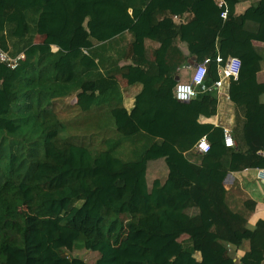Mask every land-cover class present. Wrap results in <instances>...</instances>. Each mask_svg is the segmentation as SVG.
I'll list each match as a JSON object with an SVG mask.
<instances>
[{"label": "trees", "instance_id": "trees-1", "mask_svg": "<svg viewBox=\"0 0 264 264\" xmlns=\"http://www.w3.org/2000/svg\"><path fill=\"white\" fill-rule=\"evenodd\" d=\"M239 1L224 0L222 18L218 0H0V49L24 54L15 69L0 63V264H85L69 255L78 242L97 253L92 264H264V219L247 231L223 187L229 172L264 170V0L236 15ZM79 29L86 37L71 48ZM125 33L117 60L99 55ZM145 38L160 44L149 58ZM191 57L209 60L207 84L218 79L217 57L240 61L229 80L242 116L233 147L220 126L201 122L216 114L214 94L175 99ZM121 58L132 65L118 67ZM117 77L141 84L129 112L116 101ZM72 93L66 124L52 104ZM101 105L111 107L105 136L95 121L82 133L79 116ZM201 137L208 152L187 158ZM159 160L167 177L149 182ZM243 239L249 250L235 261Z\"/></svg>", "mask_w": 264, "mask_h": 264}, {"label": "crops", "instance_id": "crops-1", "mask_svg": "<svg viewBox=\"0 0 264 264\" xmlns=\"http://www.w3.org/2000/svg\"><path fill=\"white\" fill-rule=\"evenodd\" d=\"M257 0H240L235 6V14L239 15L243 13L250 5L256 3ZM221 35L226 36L227 31H222ZM86 37L85 32L82 30L80 33L76 32L75 36L71 42V48H77L84 41ZM44 40L43 36H36L34 38V43L39 44ZM131 40V35L125 33L122 38L116 40V48H108L106 51H99L101 57H107L109 59L117 60L119 50L121 45L124 46ZM177 46L182 47V43L177 42ZM144 47L146 49L147 57L149 58L153 50L160 47V44L151 39H144ZM98 56V55H97ZM191 57L187 62L192 60ZM197 63V62H196ZM118 67H124L132 65L129 59L121 58L117 63ZM195 66L185 67L182 66L177 71L178 81L187 82L189 81L190 75L192 74ZM189 68V70H186ZM118 92L116 93V101L129 112L134 106L135 96L141 89L140 83L128 84L126 80L122 77H117ZM256 82L258 84H264V67L256 73ZM222 94L215 95L217 100L216 114L212 117L202 119L201 122L209 123L213 125L215 122L220 127H226L231 130V134L234 128H238L239 123H241V112L236 107L230 96V84L229 81H225L222 87ZM235 96V94H233ZM258 101L260 104H264V93L259 95ZM77 103L76 93H72L70 96L63 98L62 100H57L53 102V110L55 111L59 120H63L66 124L71 123V108ZM116 102H113V107ZM108 105H101L94 107L91 111L82 113L80 131L86 133V125L93 123L95 121V126L93 129L97 130L99 136H105L104 122L110 120V109ZM74 121V120H73ZM65 124V125H66ZM214 126V125H213ZM161 139H155V144L160 145ZM197 154H192L191 158L195 159ZM196 162L197 159L195 160ZM170 169V177L174 180L179 178V175ZM167 168L163 160L151 162L148 166L147 177L151 182L156 179H160L161 182L165 181L167 177ZM263 168H249L239 172H229L227 173L225 179L223 180V187L225 189V201L229 208L239 211L246 216L245 229L247 231H252L258 220L264 219V180L262 179ZM252 203V204H251ZM189 215L196 213L195 209H190L187 211ZM188 239L186 235H182ZM195 248V245H194ZM249 250V241L243 239L240 246L233 252V259L239 260L247 251ZM198 254V253H197Z\"/></svg>", "mask_w": 264, "mask_h": 264}, {"label": "built area", "instance_id": "built-area-1", "mask_svg": "<svg viewBox=\"0 0 264 264\" xmlns=\"http://www.w3.org/2000/svg\"><path fill=\"white\" fill-rule=\"evenodd\" d=\"M218 7L224 8L223 12L221 13V17L225 18L226 9L224 0H218ZM173 18L177 19L176 16H173ZM23 59V53H20L16 56H11L8 52L0 49V63L10 69H15ZM208 62L209 60L205 59L202 63H197L192 74L190 75L189 81H178L176 83L174 88V96L176 100L180 102H188L200 94L207 93L220 95L222 94V87L225 81L236 80L240 67V61L237 58H228L223 64H221V59L219 57L216 58V62L220 64L217 67L218 79L212 84H207L205 82L207 72L206 66ZM213 125L218 126L215 122H213ZM221 128L224 146L233 147L235 143L232 138L231 130L226 127ZM208 150V142L206 141L205 137H201L196 141L192 149L185 153V156L190 158L192 154H204L208 152ZM262 153L264 155V149ZM262 179L264 180V170Z\"/></svg>", "mask_w": 264, "mask_h": 264}, {"label": "rangeland", "instance_id": "rangeland-1", "mask_svg": "<svg viewBox=\"0 0 264 264\" xmlns=\"http://www.w3.org/2000/svg\"><path fill=\"white\" fill-rule=\"evenodd\" d=\"M81 32V30L83 29H79ZM186 70H189V68H186ZM68 123V122H67ZM65 136H71L72 134H68L67 132H64ZM85 138V137H83ZM86 140H83L84 144L86 145L88 142H90L89 140H87V138H85ZM120 156L123 157V159L127 160V158H125L127 156V153L125 151V148H122V150L120 151ZM148 180L150 182L149 176H148ZM16 212H20L19 209L16 210ZM179 242H181L184 246H188L189 245V241L188 239H185V237H180L178 239ZM77 247L76 250L73 251L71 254L69 255H75L79 258H81L85 264H92L97 258L98 255L96 252H92V251H87L85 249H83L82 244L80 242L77 243Z\"/></svg>", "mask_w": 264, "mask_h": 264}, {"label": "water", "instance_id": "water-1", "mask_svg": "<svg viewBox=\"0 0 264 264\" xmlns=\"http://www.w3.org/2000/svg\"><path fill=\"white\" fill-rule=\"evenodd\" d=\"M197 63H196V60L195 58H192V60L190 62H187V64H185V67H192V66H195ZM176 81L178 82V78H175Z\"/></svg>", "mask_w": 264, "mask_h": 264}]
</instances>
